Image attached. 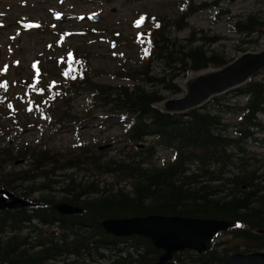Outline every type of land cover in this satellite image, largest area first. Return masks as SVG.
Returning a JSON list of instances; mask_svg holds the SVG:
<instances>
[{"label": "trees", "instance_id": "1", "mask_svg": "<svg viewBox=\"0 0 264 264\" xmlns=\"http://www.w3.org/2000/svg\"><path fill=\"white\" fill-rule=\"evenodd\" d=\"M219 1L180 0L178 17L159 20L152 29L148 58L139 70L128 69V84L97 82L88 60L74 51L55 59L49 73L39 57L33 67L40 71L37 83H30L29 75L22 78L39 101L30 111L33 121L27 123L38 129L35 140L4 137L8 126L1 122L17 95L1 72L0 186L33 205L0 211V264L157 261L163 250L148 237H116L102 226L106 218L150 214L235 221L227 232L252 242L245 252L264 249V71L201 109L167 113L156 106L167 99L165 92H182L178 80L190 71L233 60L211 47L217 40L199 36L201 31L187 23L192 13L205 10L228 15ZM169 2L176 5L179 0ZM263 26L258 12L238 17L232 30L247 38ZM184 29L189 32L185 38L173 33ZM85 121L100 132L111 133L118 126L121 134L106 133L100 145L59 147L49 143L53 138L47 141V134L57 137L63 130H76L79 136ZM109 144L115 147L109 149ZM59 203L83 212L62 214ZM46 226L53 230L48 233ZM218 246L214 242L203 253L182 251L176 261L219 264L231 249ZM239 251L234 247L231 252Z\"/></svg>", "mask_w": 264, "mask_h": 264}, {"label": "rangeland", "instance_id": "2", "mask_svg": "<svg viewBox=\"0 0 264 264\" xmlns=\"http://www.w3.org/2000/svg\"><path fill=\"white\" fill-rule=\"evenodd\" d=\"M219 2L223 11H229V16L211 9L192 13L187 23L198 32L201 31L199 36L207 35L217 40L211 47L217 52H223L229 59L236 58L244 51L264 50V26L258 35L254 34L247 38L232 30V24L238 17L259 12V17L264 20V0L230 2L220 0ZM179 3L180 0L176 5L169 0H110V2L107 0H0V75L2 71L6 72V77L14 86L10 90L17 95L8 103L10 108L5 111L1 122L3 126H8L4 137L15 141L19 138L23 141L36 139L38 129L27 123L28 120L33 121L30 111L32 112L34 103L39 101L22 83V78L28 75L30 83H37L36 76L40 71L33 68L34 66L42 64L49 73L50 65L56 64L55 59L74 51L84 57V60H88L95 70L94 78L97 82L128 84L131 82L128 78L130 76L128 69L139 70L140 65L148 58L152 29H157L155 27L159 20L166 23L174 21L178 17L177 13L181 11ZM59 27L70 32L60 31ZM173 33L182 39L189 32L184 29ZM39 57L42 61L38 64ZM259 75L254 78H258ZM186 77L179 78L180 85ZM47 78L45 74V80ZM0 83L3 84L4 81L0 79ZM184 92L182 89L180 93L165 92V95L167 98H178L182 97ZM234 92L232 90L229 93ZM75 106L78 107L77 110L81 109L79 100L75 102ZM8 111L9 113L6 114ZM95 115L97 113L89 117ZM100 116L101 114H98V117ZM96 118L91 121L94 123ZM15 121L20 122L15 123ZM22 121L24 123L21 127L16 125ZM118 130L119 127L115 126L110 130L111 133L108 132L109 130L100 132L92 127V123L85 121L79 136L76 130L71 132L63 130L57 137L47 134V141L53 138L49 143L59 147L75 146L80 142L90 144L99 142L100 145L104 142L106 133L120 135L121 131ZM107 146L109 149L115 147L114 144ZM107 146L101 145V149ZM163 154L166 155L165 152ZM50 227L45 229L48 233L53 230ZM217 241L218 248L231 249L230 255L236 253L231 252L234 247L238 248L240 253H247L245 252L247 245L252 244L249 240L233 237L229 232L220 235ZM255 251H264V249H253L250 252ZM177 253L174 256L175 260ZM84 264L96 263L87 260Z\"/></svg>", "mask_w": 264, "mask_h": 264}, {"label": "water", "instance_id": "3", "mask_svg": "<svg viewBox=\"0 0 264 264\" xmlns=\"http://www.w3.org/2000/svg\"><path fill=\"white\" fill-rule=\"evenodd\" d=\"M244 52L223 67L188 73L190 75L181 84L185 95L180 98L166 99L156 106L168 113L186 112L193 108H201L212 97L247 83L264 69V50ZM29 205L31 203L28 200L0 186V211L24 208ZM57 209L66 215L83 212L79 206L68 203L57 204ZM235 224V221L223 219L162 214L102 220L104 229L114 236H145L156 248L164 250L157 261L147 264H200L176 263L174 256L177 252L184 250L205 252L219 233ZM202 264L214 263L207 261ZM219 264H264V251L235 253Z\"/></svg>", "mask_w": 264, "mask_h": 264}]
</instances>
